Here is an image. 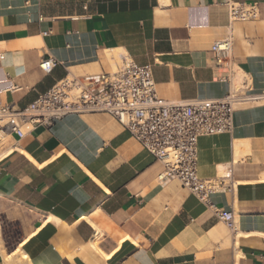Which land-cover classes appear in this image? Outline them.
<instances>
[{
    "label": "crops",
    "instance_id": "1",
    "mask_svg": "<svg viewBox=\"0 0 264 264\" xmlns=\"http://www.w3.org/2000/svg\"><path fill=\"white\" fill-rule=\"evenodd\" d=\"M231 4L257 17L231 20ZM227 37L218 65L210 49ZM114 51L147 65L165 100L221 98L239 73L263 90L264 0H0V106L23 110L67 76L108 71ZM197 150L199 179L231 171L209 201L233 212L235 231L159 182L162 166L108 114L0 135V264H264V106L238 109L233 131Z\"/></svg>",
    "mask_w": 264,
    "mask_h": 264
},
{
    "label": "built area",
    "instance_id": "2",
    "mask_svg": "<svg viewBox=\"0 0 264 264\" xmlns=\"http://www.w3.org/2000/svg\"><path fill=\"white\" fill-rule=\"evenodd\" d=\"M86 9V7H83ZM231 20H252L255 6L228 5ZM231 49L229 37L215 42L210 53L216 64L224 62ZM109 70L85 76H67L53 85L23 110L0 106V131L22 137L33 125L52 126L69 115L104 113L113 117L162 166L157 179L171 180L188 190L214 210L215 216L230 231L236 222L232 211L217 210L209 195L231 188V171L220 180L197 177V143L203 136L230 134L234 114L244 107L264 106V89L255 91L247 79L238 88L217 99L165 100L157 95L151 70L128 56ZM54 62L40 64L50 71ZM6 120V122H4Z\"/></svg>",
    "mask_w": 264,
    "mask_h": 264
},
{
    "label": "rangeland",
    "instance_id": "3",
    "mask_svg": "<svg viewBox=\"0 0 264 264\" xmlns=\"http://www.w3.org/2000/svg\"><path fill=\"white\" fill-rule=\"evenodd\" d=\"M119 55L120 53L118 51H114V52H109L107 53V56L109 59L111 60H108V64L110 67L113 66V64H115L116 62L119 61ZM111 61V62H110ZM113 62L112 66H111V63ZM240 81L236 78L234 80V87L235 88H238L242 82V79H243V76L240 75ZM238 81V82H237ZM237 82V84H236ZM229 230V229H228ZM4 238H5V242L7 243V246H9L10 243H13L16 241L17 239V231L10 225H6L5 228H4Z\"/></svg>",
    "mask_w": 264,
    "mask_h": 264
},
{
    "label": "bare ground",
    "instance_id": "4",
    "mask_svg": "<svg viewBox=\"0 0 264 264\" xmlns=\"http://www.w3.org/2000/svg\"><path fill=\"white\" fill-rule=\"evenodd\" d=\"M240 74H241V73H239V75L236 76L238 80H239L240 77H241ZM241 75H242V74H241ZM236 77H235V78H236ZM239 81H240V80H239ZM237 82H238V81H237ZM237 82H236V84H237ZM4 122H6V120H4ZM5 133H8V132H6V131H0V135H3V134H5ZM235 259H236V258H235Z\"/></svg>",
    "mask_w": 264,
    "mask_h": 264
}]
</instances>
